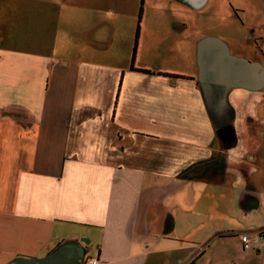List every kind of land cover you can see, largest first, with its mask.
Listing matches in <instances>:
<instances>
[{
    "label": "crops",
    "instance_id": "crops-1",
    "mask_svg": "<svg viewBox=\"0 0 264 264\" xmlns=\"http://www.w3.org/2000/svg\"><path fill=\"white\" fill-rule=\"evenodd\" d=\"M120 11L0 0V264H264L241 242L264 228V85L229 90L223 133L199 44L264 66L220 35L180 40L163 70L139 35L132 62Z\"/></svg>",
    "mask_w": 264,
    "mask_h": 264
},
{
    "label": "rangeland",
    "instance_id": "rangeland-1",
    "mask_svg": "<svg viewBox=\"0 0 264 264\" xmlns=\"http://www.w3.org/2000/svg\"><path fill=\"white\" fill-rule=\"evenodd\" d=\"M118 5L121 25L135 26V39L138 43L140 35L146 48L142 58L154 70L176 65L180 40L195 43L214 35L226 38L238 57L264 66V0H208L202 8L187 0H118Z\"/></svg>",
    "mask_w": 264,
    "mask_h": 264
},
{
    "label": "water",
    "instance_id": "water-1",
    "mask_svg": "<svg viewBox=\"0 0 264 264\" xmlns=\"http://www.w3.org/2000/svg\"><path fill=\"white\" fill-rule=\"evenodd\" d=\"M199 5L203 0H189ZM217 44L215 56L208 57L207 51L211 44ZM200 58V85L206 106L214 119L218 129L226 127L228 120L222 121L220 112L229 110L227 93L233 87H242L250 90H259L264 85V68L259 63H253L236 58L229 54L227 46L213 39L203 40L199 44Z\"/></svg>",
    "mask_w": 264,
    "mask_h": 264
},
{
    "label": "built area",
    "instance_id": "built-area-1",
    "mask_svg": "<svg viewBox=\"0 0 264 264\" xmlns=\"http://www.w3.org/2000/svg\"><path fill=\"white\" fill-rule=\"evenodd\" d=\"M241 242L244 250H251L254 245L264 247V228L258 230L251 238L248 234L241 235ZM85 264H100L97 258H89Z\"/></svg>",
    "mask_w": 264,
    "mask_h": 264
},
{
    "label": "trees",
    "instance_id": "trees-1",
    "mask_svg": "<svg viewBox=\"0 0 264 264\" xmlns=\"http://www.w3.org/2000/svg\"><path fill=\"white\" fill-rule=\"evenodd\" d=\"M141 10H142V7L140 8V12H141ZM137 34H138V32H137ZM136 44H137V41H136V39H135V44H134V49H133V55H132V62H133V60H134V56H135Z\"/></svg>",
    "mask_w": 264,
    "mask_h": 264
},
{
    "label": "flooded vegetation",
    "instance_id": "flooded-vegetation-1",
    "mask_svg": "<svg viewBox=\"0 0 264 264\" xmlns=\"http://www.w3.org/2000/svg\"><path fill=\"white\" fill-rule=\"evenodd\" d=\"M222 130H223V133H226L227 132L226 127H224Z\"/></svg>",
    "mask_w": 264,
    "mask_h": 264
}]
</instances>
